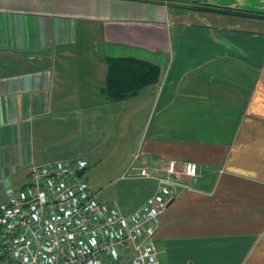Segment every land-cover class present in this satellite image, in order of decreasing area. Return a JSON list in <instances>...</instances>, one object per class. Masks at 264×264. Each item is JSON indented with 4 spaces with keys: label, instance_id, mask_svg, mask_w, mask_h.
Returning <instances> with one entry per match:
<instances>
[{
    "label": "crops",
    "instance_id": "crops-1",
    "mask_svg": "<svg viewBox=\"0 0 264 264\" xmlns=\"http://www.w3.org/2000/svg\"><path fill=\"white\" fill-rule=\"evenodd\" d=\"M110 58L150 62L159 80L108 101ZM77 160L124 214L168 162L197 164L160 218L159 264H264V19L170 0H0V203L33 165ZM132 167L151 178H123Z\"/></svg>",
    "mask_w": 264,
    "mask_h": 264
},
{
    "label": "built area",
    "instance_id": "built-area-1",
    "mask_svg": "<svg viewBox=\"0 0 264 264\" xmlns=\"http://www.w3.org/2000/svg\"><path fill=\"white\" fill-rule=\"evenodd\" d=\"M84 160L33 165L22 188L0 203V264H159L155 236L160 218L199 176V166L170 161L155 177L157 191L124 214L100 202ZM135 168L123 178H151Z\"/></svg>",
    "mask_w": 264,
    "mask_h": 264
},
{
    "label": "trees",
    "instance_id": "trees-1",
    "mask_svg": "<svg viewBox=\"0 0 264 264\" xmlns=\"http://www.w3.org/2000/svg\"><path fill=\"white\" fill-rule=\"evenodd\" d=\"M190 4L192 8L220 14L264 19V13L260 12L246 11L235 7L213 6L202 2H191ZM107 64V80L102 89V95L111 102L124 101L138 96L144 89L156 85L160 77V68L143 60L110 58L107 60Z\"/></svg>",
    "mask_w": 264,
    "mask_h": 264
},
{
    "label": "rangeland",
    "instance_id": "rangeland-1",
    "mask_svg": "<svg viewBox=\"0 0 264 264\" xmlns=\"http://www.w3.org/2000/svg\"><path fill=\"white\" fill-rule=\"evenodd\" d=\"M178 1L190 2V3L191 2H202V3H206L208 5H213V6L235 7L241 10L264 13V0H178ZM105 166L106 165H104L103 168ZM87 170H86V176L88 178V182L92 185L94 190L101 192V190H103V188L105 187V184L99 185L96 182L95 183L93 182L97 180L96 177H98L99 181L105 182L107 180L106 179L107 177H105L101 171L100 172L97 171L96 177L94 176L92 178L90 175V171L92 169H90V171H87ZM22 185H17L18 187H15V188L16 189L21 188Z\"/></svg>",
    "mask_w": 264,
    "mask_h": 264
}]
</instances>
